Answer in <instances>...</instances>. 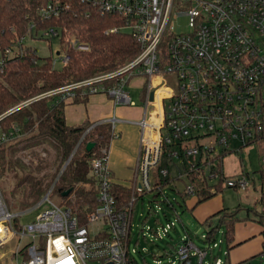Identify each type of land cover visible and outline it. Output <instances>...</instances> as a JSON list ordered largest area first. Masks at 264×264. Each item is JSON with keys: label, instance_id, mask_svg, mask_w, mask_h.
<instances>
[{"label": "built area", "instance_id": "built-area-1", "mask_svg": "<svg viewBox=\"0 0 264 264\" xmlns=\"http://www.w3.org/2000/svg\"><path fill=\"white\" fill-rule=\"evenodd\" d=\"M82 1L101 13L118 16L122 24L110 32L126 31L141 52L114 72L33 100L60 94H65L62 99H72L73 91L80 89L82 95L105 94L115 106L134 107L128 82L144 79L142 115L134 123L139 128V151L131 196L127 207L118 205L112 191L107 149L90 162L98 203L84 218L66 205L52 203V189H48L43 199L31 207L39 208L35 219L15 224L18 215L9 210L0 192V245L12 238L25 241L18 250L22 259L17 264H128L132 210L140 195L155 192L154 170L166 148L167 156L175 161L180 155L186 157L189 171H196L193 165L200 161V168L208 173L215 166L216 156L222 154L220 148L225 151L222 156L240 153L250 146L261 145L264 149V0ZM58 13L59 8L51 5L40 10L45 19L57 17ZM181 16L187 18L189 32L177 34L174 22ZM56 36L52 28L43 32L45 39ZM25 39L18 41L19 51L25 48ZM69 50L87 51L88 47L67 37L66 53H57L61 66L69 63ZM164 74L175 77V89L163 80L161 83ZM106 122L112 124V139L116 138L114 120ZM20 136L16 126L0 132V145ZM167 174L166 169L160 170L162 177ZM216 176L210 175L214 179ZM252 183L254 180L245 174L225 180L226 186L242 191ZM159 191V198H163V190ZM185 191L195 194L190 184ZM172 225L163 232L166 234ZM188 254L197 255L200 263L206 256L192 242L177 251L184 264H190Z\"/></svg>", "mask_w": 264, "mask_h": 264}, {"label": "trees", "instance_id": "trees-1", "mask_svg": "<svg viewBox=\"0 0 264 264\" xmlns=\"http://www.w3.org/2000/svg\"><path fill=\"white\" fill-rule=\"evenodd\" d=\"M48 5L59 8L57 17L45 19L40 16V10ZM121 24L122 21L118 16L101 13L82 0H0V59L2 63L0 65V132H6L14 126L21 130L19 139L0 145V179L7 170L19 169L25 173V167L14 159L20 146L23 149L50 147L54 150L56 162L61 163L54 176L57 177L54 190L60 195L65 191H70L67 196H62L63 204L61 205L70 207L81 218L92 212L98 203L97 184L90 172V162L93 158L101 155L102 149H108L112 140V124L105 121L98 124L84 122L68 126L63 115L66 99L62 98L65 97V94L51 95L38 100L33 99L55 89L114 72L134 60L141 49L132 36L126 31L110 32L111 29L120 27ZM50 28L57 33V52L59 54L66 53V38L70 36L86 45L88 50H69L70 61L61 67H56V59L53 56L40 58L35 47L25 46L22 51H19L18 41L21 38L47 40L43 37V32ZM73 92L72 101L74 103L85 101L87 95H82V90L77 89ZM30 100L33 101L17 109L22 103ZM88 143L94 144L90 151L86 149ZM218 151L222 154L225 152L222 148ZM168 152L169 148H166L160 164L154 170L155 192H152L151 200H160L159 190L164 192V189H170L179 192L176 188L177 183H183L184 187L188 184L194 187V195L186 194L184 188L179 193V197L186 203L188 199L195 196L196 206L221 193L223 189L238 191L225 185V180L232 177L226 175L224 170L225 155L216 156L215 166L211 167V172L208 173L200 168L203 164L200 161L193 165V168L197 167L196 171H189L185 162L186 157L180 155V159L175 161L167 156ZM72 153V158L68 161ZM67 161L68 163L65 165ZM64 165V170L60 174ZM44 168L40 163L35 170L39 172ZM162 169L167 170V176L160 175ZM263 172L264 169L259 170L262 187L264 185ZM211 174H216V178H211ZM54 180L53 178L51 183ZM50 184L46 186L49 188ZM111 185L118 205L127 207L131 196L130 188L115 184L113 180ZM85 186H89V188L87 189ZM48 188H43V183L36 181L31 173H25L17 180L14 190L10 194L12 198L17 193L21 194L22 201L19 206L22 209H27L36 205ZM26 192L28 195H25ZM23 196L29 199L26 200ZM145 196L140 195L138 200L143 201ZM168 206L177 219L184 212V210H177L183 206L176 199L175 205L168 203ZM7 207L9 208V204ZM239 211V208L234 211L224 208L204 220L209 229L205 232L202 243L207 245V249L197 248L191 236L187 234L181 246L192 242L197 250L206 252L201 263L197 255L188 254L190 264L192 258H197L198 264H204L208 257L211 259L209 264H216L218 261H220L219 264H231L230 251L238 246L232 245L234 227L236 223L243 221L237 217ZM214 216L217 217L216 224L212 223ZM164 217L166 218V214ZM146 219L143 220V224ZM263 219L264 216H261L256 220V223L262 227L260 250L251 257L259 258L260 262L264 260ZM172 224L170 228H174V223ZM166 234L168 235L167 232ZM130 235L131 233L127 239V246L131 241ZM171 246L174 245L171 244ZM180 247L177 248V251ZM215 248L218 249L217 254L213 252ZM167 255L164 253L157 256L152 253L151 256L157 262L158 258H164ZM169 255L174 254L170 252ZM176 256L178 258L177 252ZM249 259L236 264H249ZM178 260V264H184V261L179 258ZM127 261L128 264L136 263L130 255H128ZM142 262L147 264L145 259H142Z\"/></svg>", "mask_w": 264, "mask_h": 264}, {"label": "rangeland", "instance_id": "rangeland-1", "mask_svg": "<svg viewBox=\"0 0 264 264\" xmlns=\"http://www.w3.org/2000/svg\"><path fill=\"white\" fill-rule=\"evenodd\" d=\"M187 22L186 17H178L174 22L175 33L180 34L189 32ZM24 46L35 47L37 55L40 58L53 56L56 59V67H61L58 60V43L56 38H49L47 41L36 38L31 40L26 38ZM156 80L159 81L158 79ZM162 80L166 82L169 87L176 88V81L173 75L164 74L163 79L161 78V83H163ZM138 81L140 80L135 78L128 88L130 97L136 104L135 108H140L143 104L142 95L144 92L141 93V90H139V87L135 84ZM263 155L264 150L261 145L250 146L244 148L240 153H230L226 155L223 161L226 175L238 177L241 174H248L254 180V184H250L244 191L223 189L221 193H218L209 200L199 204L195 210H189L186 203H184L179 197V193L185 188L183 183H177L176 188L179 192L164 189V197L160 198V200H151V194L146 195L143 201L138 200L133 208L131 220L132 227L130 232L131 241L128 249L129 255L136 262L135 264H143L142 259H145L147 264H171L172 262L173 264H178L179 260L176 256L177 248L182 245L187 234L191 236L192 241L197 248L201 250L207 249V245L202 243V240L209 227L204 223L202 218H199L202 212H208L204 216L205 218L206 216H210L224 208L228 211H234L239 208L240 211L237 213V217L243 221L239 222L236 226L237 232H251L256 230L258 227L256 220L261 216H264V185L263 187L261 186L262 182L259 173L260 169H264V163L261 162ZM14 159L25 167L26 174L31 173L36 181L43 183V188H48L46 185H49L54 178V182H52L48 188L52 189L49 200L57 206L63 204L61 201L62 196L54 190L53 183L57 180V177L54 176L61 163L56 162V156L53 149L50 147H45L43 149H23L20 146V150L15 153ZM40 163L45 168L38 172L35 169ZM64 167L65 165L59 172L60 174L64 170ZM204 171H206V169ZM25 173L21 172L19 169L7 170L4 176L0 179V192L4 201L9 204V210L14 215H18L15 224L30 223L39 213V208L33 209V207L22 209L19 206V203L22 201L21 194L17 193L14 198H12V195L10 194L14 190L17 180ZM85 187H87V189L89 188V186ZM25 195H28L27 192ZM23 198L26 200L29 199L25 198V196H23ZM191 198L195 199V196H192ZM175 199L183 206L182 208H177V210H184V212L180 214L179 219L174 216L168 206V203H173L175 205ZM164 213L166 214V218L164 217ZM216 216L218 215L216 214ZM216 216L212 217L213 224H216L217 222ZM145 218L147 219L143 224L142 222ZM170 223H174V228L168 229L167 235L163 232V228H166ZM16 240L0 246V264H15L13 253L17 244ZM168 242L170 244H167ZM24 244L25 241L21 242L20 247L22 248ZM171 244L174 246H171ZM170 252L174 255H169ZM213 252L214 254H217L218 249H213ZM152 253L157 256L164 253H167L168 255L164 258H158L159 263H157L152 259ZM210 262L211 259L208 257L205 259L204 264H209ZM191 264H198L197 258H192ZM249 264H264V260L260 262L257 257L250 258Z\"/></svg>", "mask_w": 264, "mask_h": 264}, {"label": "crops", "instance_id": "crops-1", "mask_svg": "<svg viewBox=\"0 0 264 264\" xmlns=\"http://www.w3.org/2000/svg\"><path fill=\"white\" fill-rule=\"evenodd\" d=\"M137 79L140 81L135 84L142 93L145 87V80L142 78ZM133 80L129 82L128 88ZM64 103L63 115L68 126L79 125L84 122L98 124L114 120V132L117 137L110 141L107 149V165L114 183L130 188L139 151V128L134 123L140 119L142 107L115 106L112 99L105 94L87 95L84 102L78 103H74L72 99L68 98ZM195 204L196 199L190 198L186 201L189 210L197 209L198 205L196 206ZM206 213L208 212H202L199 218L204 221L209 217L206 216L204 218ZM238 224L239 222L234 227V241L232 244L238 246L230 251L231 264L253 257L259 252L261 246L262 237L260 232L262 227L260 225L251 232H237L236 226ZM14 240H16L17 244L13 255L15 264H17L22 259L21 255L18 254L22 241L19 238H12L5 244H9Z\"/></svg>", "mask_w": 264, "mask_h": 264}, {"label": "water", "instance_id": "water-1", "mask_svg": "<svg viewBox=\"0 0 264 264\" xmlns=\"http://www.w3.org/2000/svg\"><path fill=\"white\" fill-rule=\"evenodd\" d=\"M150 99H151V95H150ZM93 147H94V144H93V143H88L87 146H86V149H87V151H90ZM72 155H73V153L70 155L68 161L72 158ZM68 161H67V162H68ZM66 164H67V163H66ZM66 164H65V165H66ZM69 192H70L69 190H68V191H65V192H63V193L61 194V196L65 197V196H67V195L69 194Z\"/></svg>", "mask_w": 264, "mask_h": 264}]
</instances>
